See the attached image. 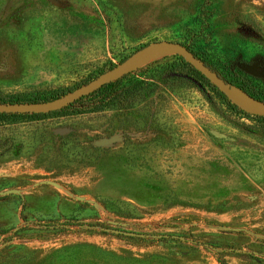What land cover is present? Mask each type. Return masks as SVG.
<instances>
[{
  "label": "rangeland",
  "instance_id": "1",
  "mask_svg": "<svg viewBox=\"0 0 264 264\" xmlns=\"http://www.w3.org/2000/svg\"><path fill=\"white\" fill-rule=\"evenodd\" d=\"M159 40L264 79V0H0V98L59 97ZM256 124L207 88L1 121L0 264H264Z\"/></svg>",
  "mask_w": 264,
  "mask_h": 264
},
{
  "label": "trees",
  "instance_id": "2",
  "mask_svg": "<svg viewBox=\"0 0 264 264\" xmlns=\"http://www.w3.org/2000/svg\"><path fill=\"white\" fill-rule=\"evenodd\" d=\"M206 38L208 39V37ZM187 48L189 49V47ZM189 50L193 52L191 49ZM193 53L197 56L195 52ZM229 56V53L224 54L218 49H214V52H211L212 60L203 62L228 84L240 89L251 99L259 103H264V79L252 76L238 67H232V59ZM93 78L84 79L78 86L87 83ZM160 88L167 95H172L176 88L184 90H190L192 88L202 90L207 88L215 92L231 108L255 120L257 130L264 134V115L249 114L231 103L201 72L185 61L182 56L175 53L164 55L154 61L130 70L59 110L47 113H0V122L9 119L39 118L45 114L52 113H96L107 109L131 108L158 94ZM56 97L55 95H47L44 97L34 95L27 98H0V102H39L51 100Z\"/></svg>",
  "mask_w": 264,
  "mask_h": 264
},
{
  "label": "water",
  "instance_id": "3",
  "mask_svg": "<svg viewBox=\"0 0 264 264\" xmlns=\"http://www.w3.org/2000/svg\"><path fill=\"white\" fill-rule=\"evenodd\" d=\"M160 48H169L175 54L182 56L185 61L190 63L196 70L201 72V74H203L214 86H216L218 90L222 92L231 103L235 104L243 111L253 115H264V103L250 105L240 101L231 92V87L234 86L228 84L214 70H212L201 59L195 56L194 53L191 52L184 44L172 40H159L146 44L129 54L117 65L111 67L99 76L54 99L39 102H0V113H47L59 110L73 103L82 96L89 94L103 84L129 72L131 70L130 66L134 61L144 56L145 54ZM179 238L182 239L183 237L179 236Z\"/></svg>",
  "mask_w": 264,
  "mask_h": 264
},
{
  "label": "bare ground",
  "instance_id": "4",
  "mask_svg": "<svg viewBox=\"0 0 264 264\" xmlns=\"http://www.w3.org/2000/svg\"><path fill=\"white\" fill-rule=\"evenodd\" d=\"M169 50H171V49H169V48H160V49H156L154 51H151V52L145 54L144 56L140 57L136 61H134L131 64L130 69L132 68V66H136V65L141 64V63H143L145 61H148L150 59H153L154 57H156L160 53L168 52ZM231 92L240 101H242L244 103H247V104H250V105H257V103L255 101H253L252 99H250L248 96H246L239 89H237L235 87H231Z\"/></svg>",
  "mask_w": 264,
  "mask_h": 264
}]
</instances>
